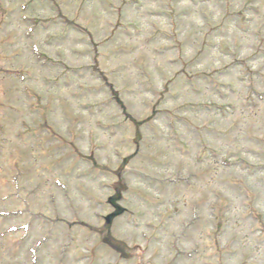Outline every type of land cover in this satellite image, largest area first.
Instances as JSON below:
<instances>
[{"label": "rangeland", "instance_id": "obj_1", "mask_svg": "<svg viewBox=\"0 0 264 264\" xmlns=\"http://www.w3.org/2000/svg\"><path fill=\"white\" fill-rule=\"evenodd\" d=\"M0 264H264V0H0Z\"/></svg>", "mask_w": 264, "mask_h": 264}, {"label": "trees", "instance_id": "obj_2", "mask_svg": "<svg viewBox=\"0 0 264 264\" xmlns=\"http://www.w3.org/2000/svg\"><path fill=\"white\" fill-rule=\"evenodd\" d=\"M109 239H107V241H108ZM109 242H110V240H109ZM117 249H119L118 247H116Z\"/></svg>", "mask_w": 264, "mask_h": 264}]
</instances>
